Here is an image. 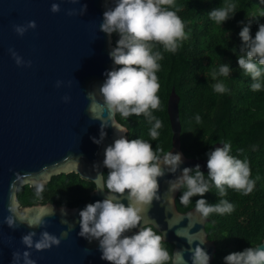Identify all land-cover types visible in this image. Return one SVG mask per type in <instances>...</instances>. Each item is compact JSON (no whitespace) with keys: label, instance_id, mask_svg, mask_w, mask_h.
I'll list each match as a JSON object with an SVG mask.
<instances>
[{"label":"water","instance_id":"obj_1","mask_svg":"<svg viewBox=\"0 0 264 264\" xmlns=\"http://www.w3.org/2000/svg\"><path fill=\"white\" fill-rule=\"evenodd\" d=\"M112 1L0 0V264H12L13 252L25 250L21 243L23 234L35 230L38 239L45 230L30 229L26 224L13 229L4 223L10 214V195L16 197L17 211L29 216L37 214L41 206L47 208L51 204L54 215L46 217V230L59 236L68 230L61 223L62 218L75 223L80 210L106 194L96 190L98 174L104 171V151L117 138V132L109 125L103 142L93 141V137L100 138L102 121L90 117L87 93L103 84L106 71L117 67L109 56L110 47H115L112 36L99 30L103 13ZM53 2L60 3L59 13L50 11ZM85 4L86 11L81 15L80 8ZM68 9H75L76 14L67 15ZM31 20L36 21L35 29L23 36L14 31V24ZM9 48H14L25 61L31 60V67L18 66ZM58 80L63 81L59 88ZM94 91L99 99L98 89ZM66 95L71 98L67 103L62 99ZM178 103L179 94L173 87L166 101L172 144L165 152L181 153L183 163L177 173L159 178L161 201H153L145 220L150 224L155 221L159 228L152 225L172 242V253L182 252L187 264H192L189 249L201 245L211 261L216 242L205 226L209 217L202 220L198 214L190 215L195 205L180 209L175 202L178 190L173 194L166 192L167 181L181 174L183 168L199 164L201 170H207L208 156H188L180 147ZM104 115L107 117V112ZM112 119L128 130L116 114ZM222 143L214 142L211 150ZM72 171L94 182L87 199L67 204L53 200L21 203L17 198L20 184H46L53 175ZM135 230L138 228L131 231ZM79 231L80 225L76 223L59 246L43 251L30 249L31 257L37 264H110L101 259L98 241L89 242L78 235ZM256 245L264 247V236Z\"/></svg>","mask_w":264,"mask_h":264},{"label":"clouds","instance_id":"obj_2","mask_svg":"<svg viewBox=\"0 0 264 264\" xmlns=\"http://www.w3.org/2000/svg\"><path fill=\"white\" fill-rule=\"evenodd\" d=\"M72 2L76 3L78 0ZM86 7L85 4L80 8L81 15ZM236 9L235 3L225 0L221 6L208 12V15L222 25L235 15ZM179 10L175 0H114V4L107 6L99 30L109 37L114 33L119 34L116 46L110 47L109 51V56L117 67L106 71L103 84L94 88L98 89L99 99L94 89L87 93L91 101L88 107L90 117L102 121L100 138L93 137V141L102 143L107 135L105 129L109 125L117 132V138L104 151L103 165L108 169L106 179L103 173L98 174L100 178L96 190L101 193L106 191V194L102 200L89 203L80 210L79 219L75 223L62 218L61 223L66 224L68 230L62 231L59 236L46 230V217L54 215L51 204L47 208L41 206L37 214L29 216L17 211L19 205L16 197L10 195V214L4 219V223L13 229L21 224H26L30 229H45L39 233L38 239L35 230L22 235L21 243L26 248L22 253L19 250L13 252L12 264H37L29 250L34 248L43 251L59 246L76 223L80 225L78 235L89 242L98 241L101 259L110 264H187L182 252L170 254L165 248L166 233L159 234L153 226H149V220H145V214L152 207L153 201H161L159 178L166 173L175 174L180 171L182 154L165 152L159 145L154 150L151 143L141 138L129 139L125 135L127 129L112 119L117 113L124 119L143 114L152 125L149 131L151 139H158L162 121L153 115L152 110L161 106L157 95L160 84L156 73L160 68L158 61L163 59V55L161 51L154 49L157 45H162L164 51L175 53L180 42L187 39L185 25L177 15ZM50 11L59 13L60 3L53 2ZM66 14L75 15L76 10L68 9ZM250 25L251 21L239 33L243 43L239 49L241 55H238V65L243 75L251 77L250 87L256 92L264 89V23L259 25L254 38ZM36 27L35 20L13 25L14 31L20 36ZM232 50L236 52L235 48ZM8 51L18 66L31 67L32 61H25L14 48H9ZM231 72L232 68L225 63L212 72V78L216 80L220 76L228 77ZM62 83L63 81H56V87L59 88ZM212 87L220 94L229 91L219 80ZM62 99L67 103L71 98L66 95ZM195 119L200 123L199 115ZM230 152V143H222L221 147L209 151L207 176L201 171L199 164L194 168L185 167L181 174L167 181L169 188L166 192L173 194L184 189L180 197V204L184 206L189 205L192 197L200 196L190 215L198 214L202 220L213 213H232L234 205L228 200L219 199L215 204H210L203 198L213 185L218 190V197L227 195L226 188L244 195L253 191L255 181L250 178L248 162L232 156ZM33 183L36 198L43 199V185L35 181ZM125 200L127 204L124 203ZM62 210L65 213L63 208ZM152 224L159 228L155 221ZM137 228L138 231L127 234ZM189 251L192 264H210V255L201 245ZM224 261L225 264H264V247L256 245L243 251L231 252L224 257Z\"/></svg>","mask_w":264,"mask_h":264},{"label":"trees","instance_id":"obj_3","mask_svg":"<svg viewBox=\"0 0 264 264\" xmlns=\"http://www.w3.org/2000/svg\"><path fill=\"white\" fill-rule=\"evenodd\" d=\"M224 2L175 0V5L180 9L177 15L185 25L187 39L180 42L175 53L164 51L162 45L154 49L163 55V59L158 61L160 68L156 73L160 84L157 95L161 106L152 110L153 115L162 121L158 139H151L149 131L152 125L143 114L132 115L127 119L116 114L117 119L127 126L129 139L141 138L151 143L154 150L159 145L165 151L172 144L166 101L174 87L179 94L180 147L183 152L188 156L204 157L211 151L214 142L223 141L231 144L232 156L248 162L250 178L255 181L251 193L244 195L226 188L227 195L218 197V190L213 185L211 191L203 197L210 204L226 199L234 205L232 213H213L205 221L208 235L216 242L210 264H225V256L254 246L264 236V89L252 91L251 77L243 75L238 65V55H241L239 49L243 43L239 33L251 21L250 32L255 37L259 25L264 23V0H230L237 5L236 13L220 25L209 17L208 12ZM112 4L114 0L109 5ZM118 39L119 34H112L115 46ZM233 48L236 52H233ZM225 63L232 68L231 74L214 80L212 72ZM218 80L229 91L216 93L212 85ZM197 115L201 117L200 123L196 122ZM201 171L207 176L209 170ZM107 173L108 169L104 167L105 179ZM42 185L43 199L36 198L35 185L29 183L17 187V198L21 203L53 200L75 204L80 199H87L90 190L94 188L91 179L81 178L73 171L53 175ZM183 190H178L175 196L180 209L195 205L201 198L194 196L189 205L184 206L180 204ZM149 226L153 225L149 223ZM135 231L127 234L131 235ZM164 246L171 254L172 242L165 240Z\"/></svg>","mask_w":264,"mask_h":264}]
</instances>
